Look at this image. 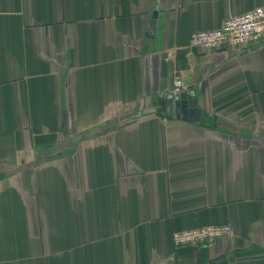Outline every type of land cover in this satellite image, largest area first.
<instances>
[{"label": "crops", "instance_id": "0c3cea01", "mask_svg": "<svg viewBox=\"0 0 264 264\" xmlns=\"http://www.w3.org/2000/svg\"><path fill=\"white\" fill-rule=\"evenodd\" d=\"M260 7L0 0V264H264V41L190 45Z\"/></svg>", "mask_w": 264, "mask_h": 264}, {"label": "built area", "instance_id": "2783aa9c", "mask_svg": "<svg viewBox=\"0 0 264 264\" xmlns=\"http://www.w3.org/2000/svg\"><path fill=\"white\" fill-rule=\"evenodd\" d=\"M264 41V7L230 17L213 30L194 32L190 35V45L193 48L216 50L223 46L243 47L249 44H259ZM181 80L175 79L173 93L182 91ZM229 226L204 227L194 230L177 232L172 235L175 248L195 245L208 246L216 240L231 236Z\"/></svg>", "mask_w": 264, "mask_h": 264}, {"label": "water", "instance_id": "95a60500", "mask_svg": "<svg viewBox=\"0 0 264 264\" xmlns=\"http://www.w3.org/2000/svg\"><path fill=\"white\" fill-rule=\"evenodd\" d=\"M150 28L154 30V21L151 22ZM191 96L187 93L183 94H168L164 100H159V106L165 107V117L166 119H186L187 116H193L197 114L193 100L190 99ZM161 110H159L160 112Z\"/></svg>", "mask_w": 264, "mask_h": 264}]
</instances>
